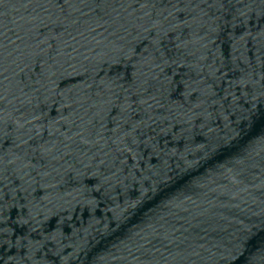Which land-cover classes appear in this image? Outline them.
<instances>
[{
  "label": "water",
  "instance_id": "obj_1",
  "mask_svg": "<svg viewBox=\"0 0 264 264\" xmlns=\"http://www.w3.org/2000/svg\"><path fill=\"white\" fill-rule=\"evenodd\" d=\"M0 264H264V0H0Z\"/></svg>",
  "mask_w": 264,
  "mask_h": 264
}]
</instances>
